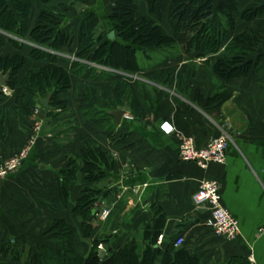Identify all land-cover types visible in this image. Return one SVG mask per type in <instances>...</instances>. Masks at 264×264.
<instances>
[{
	"label": "crops",
	"instance_id": "0c3cea01",
	"mask_svg": "<svg viewBox=\"0 0 264 264\" xmlns=\"http://www.w3.org/2000/svg\"><path fill=\"white\" fill-rule=\"evenodd\" d=\"M221 1L216 0L215 17ZM233 1L237 5L234 30L222 51L234 38L249 32L260 39V45L249 48L248 60L257 64L256 68L247 76L223 81L212 69L215 56L185 53L183 36L175 44L147 51V57L139 53L140 69L134 73L92 63L100 45L83 60L78 57L82 22L97 14L103 28L101 36L107 40L114 2L32 0L25 45L17 49L7 42L0 48V59L20 56L26 60L19 84L10 96L0 99V162L19 155L36 139L21 168L0 181V264H27L26 259L38 246L49 244V232L58 221L74 228L75 248L82 258L88 257L98 241L103 242L107 255L133 242L142 260L148 238L158 234L155 241L161 254L172 245L174 236H184L186 242L179 249L200 264H226L234 258L250 257L264 264V235L258 234L264 226V13L252 20L242 19L244 11L263 7L264 0ZM134 3L138 17L156 20L163 34L171 37L168 13L160 19L146 0ZM53 12L58 14L55 31L68 36V43L58 51L40 49L57 57L56 66L68 73L70 88L58 95L66 109L50 110L41 121L25 101L21 102L26 91L20 82L28 72L51 64L48 59L31 57L33 49L39 47L30 33L43 13ZM118 84L128 90L124 107L119 103ZM223 87L230 99L220 106L208 105L209 98ZM89 90L99 102L98 111L128 108L120 126L112 123L115 131L111 137L83 115L82 102ZM165 123L174 127L173 134L163 132ZM226 134L231 139L226 164L203 170L180 159L182 138L191 137L203 148ZM89 143L110 160L107 176L101 181L89 182L81 171V157ZM72 161L77 162L78 171L64 199L63 173ZM205 180L220 184L223 204L241 228L238 240L218 238L211 228L210 206H196L194 195ZM87 190L98 192L97 211L108 209L110 215L100 221L96 213L93 229L85 236L83 221L74 210ZM10 243L22 244L24 260H12L3 253ZM161 262L162 256L155 264Z\"/></svg>",
	"mask_w": 264,
	"mask_h": 264
},
{
	"label": "trees",
	"instance_id": "16d2710c",
	"mask_svg": "<svg viewBox=\"0 0 264 264\" xmlns=\"http://www.w3.org/2000/svg\"><path fill=\"white\" fill-rule=\"evenodd\" d=\"M112 1L115 6L108 20L110 31L107 40L101 36L103 28L97 14H92L82 22L79 30V58L87 59L93 48L100 45L90 60L92 63L113 71L134 73L140 69L139 53L147 57V51L175 44L183 36L182 50L185 53L196 51L215 56L212 69L223 81L247 76L257 67V64L254 66L253 62L248 60L249 48L260 45V39L251 32L234 38L222 51L225 39L234 30L237 5L233 0L221 1L217 8L218 17H215L216 0H146L151 12L160 19L168 13L171 37L163 34L156 20L138 17L134 0ZM31 9L32 0H0V48L12 40L10 35L15 34L21 38L27 35ZM261 13H264V6L252 7L242 13V19L252 20ZM57 16L56 12L43 13L38 26L30 33L31 39L39 47L33 49L31 57L35 60L48 59L51 62L50 66L42 70L28 72L20 82L26 91V96L21 102L25 101L27 107L33 111L37 110V105L42 101H49L51 110L58 109L63 112L66 109V104L58 101V95L70 88V77L64 69L56 66L57 57L54 54L40 49L52 47L54 51H58L68 43V36L57 34L55 31ZM111 33L115 34V40L109 39ZM11 42L15 43L17 49L24 46L14 40ZM25 64L26 60L20 56L0 59V74L8 76V89L13 90L19 84L18 76ZM1 87L0 85V99ZM118 90L119 103L124 107L128 90L124 84H118ZM221 90L209 98L208 105L220 106L230 99L229 91L225 87ZM98 103L94 99V92L87 91L82 102L83 115L88 122L99 125L104 134L111 137L115 131L112 116L106 111H98L96 109ZM81 161L83 165L81 171L86 174L89 182L101 181L107 176L110 167L109 157L93 143L86 146ZM77 171V162L72 161L63 173L61 187L64 199L69 196V187ZM98 196L97 191L87 190L74 210L83 221L85 236L93 229L92 222L98 213L96 206ZM75 233L74 228L67 222H56L49 232L51 235L49 244L38 246L37 252H32L26 259L27 264H155L160 256L161 264H200L198 260L188 257L183 249L175 246L174 241L178 236H174L172 245L166 253L161 254L155 241L158 234L148 238L147 253L142 260L138 258V245L133 242L117 252L101 257L98 248L103 242L98 241L88 257L82 258L75 248ZM3 253L12 260L22 261L25 248L22 244L10 243L3 249ZM226 264L250 262L247 258H234Z\"/></svg>",
	"mask_w": 264,
	"mask_h": 264
},
{
	"label": "built area",
	"instance_id": "2783aa9c",
	"mask_svg": "<svg viewBox=\"0 0 264 264\" xmlns=\"http://www.w3.org/2000/svg\"><path fill=\"white\" fill-rule=\"evenodd\" d=\"M4 96H10L11 90L7 87H1ZM39 110L34 111L36 117L39 116ZM161 129L166 135H171L175 132L174 127L165 123ZM37 131L40 130V125H37ZM36 139L33 138L28 146L19 155L0 162V181L6 179L11 174L17 172L23 161L26 159L30 149L35 145ZM231 146V139L227 135H222L211 140L207 146L199 148L196 141L191 137L181 139L179 145L180 159L185 163L196 164L203 170H207L211 165H224L227 161V152ZM196 206L209 205L211 208V228L218 238H222L228 242H234L241 236V228L239 222L233 217L229 209L223 204L221 187L216 181H203L196 194L194 195ZM110 215V210H99L97 218L106 220ZM259 235H264V226L258 231ZM186 242L184 236H180L175 241L177 248L182 247ZM100 252L104 251L103 246L99 247ZM250 264H257L253 257L248 259Z\"/></svg>",
	"mask_w": 264,
	"mask_h": 264
},
{
	"label": "water",
	"instance_id": "95a60500",
	"mask_svg": "<svg viewBox=\"0 0 264 264\" xmlns=\"http://www.w3.org/2000/svg\"><path fill=\"white\" fill-rule=\"evenodd\" d=\"M116 36L114 33H111L109 36V39L115 40ZM7 82H8V76H3L0 74V85L2 87H7ZM127 106H125L124 109L122 110H117V111H109V114L113 118V124L115 126H120L122 124V121L127 113ZM37 110H39V120L44 121L46 118L47 113L51 110L49 101H42L41 104L37 105ZM41 169H46L44 166L41 167ZM105 256V251H101V257Z\"/></svg>",
	"mask_w": 264,
	"mask_h": 264
},
{
	"label": "rangeland",
	"instance_id": "374dc122",
	"mask_svg": "<svg viewBox=\"0 0 264 264\" xmlns=\"http://www.w3.org/2000/svg\"><path fill=\"white\" fill-rule=\"evenodd\" d=\"M263 2V1H262ZM258 4H261V3H258ZM79 8H80V6H78ZM260 23L262 22V21H259ZM28 30H29V25H28ZM10 37H11V41H16V42H19V43H21L22 45H25V42L27 41V35H24L23 36V38H21L20 36H18V35H15V34H13V35H10ZM9 42V43H11L12 45H14V47H16V45H15V43L13 44L12 42ZM17 48V47H16ZM96 65H98V64H96ZM94 75V74H93ZM2 96H4L3 95V93H2ZM5 97H8V96H5ZM227 135V134H226ZM220 136H222V135H220ZM219 136V137H220ZM228 136V135H227ZM216 138H218V137H216ZM215 139V138H214ZM213 140V139H212ZM100 220V219H99ZM100 221H102V220H100ZM100 246H103V244L102 245H100ZM99 246V247H100ZM99 249V248H98ZM103 249H105L104 247H103ZM104 251H106V249L104 250ZM105 256H107V252H105ZM104 256V257H105Z\"/></svg>",
	"mask_w": 264,
	"mask_h": 264
}]
</instances>
